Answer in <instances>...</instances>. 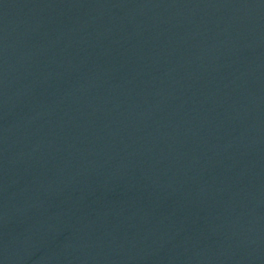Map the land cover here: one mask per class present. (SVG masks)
Returning <instances> with one entry per match:
<instances>
[{"label": "water", "instance_id": "95a60500", "mask_svg": "<svg viewBox=\"0 0 264 264\" xmlns=\"http://www.w3.org/2000/svg\"><path fill=\"white\" fill-rule=\"evenodd\" d=\"M0 264H264V0H0Z\"/></svg>", "mask_w": 264, "mask_h": 264}]
</instances>
